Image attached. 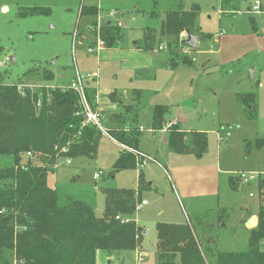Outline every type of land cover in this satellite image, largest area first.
Segmentation results:
<instances>
[{
	"label": "rangeland",
	"instance_id": "rangeland-1",
	"mask_svg": "<svg viewBox=\"0 0 264 264\" xmlns=\"http://www.w3.org/2000/svg\"><path fill=\"white\" fill-rule=\"evenodd\" d=\"M231 3L234 8L225 11L221 0H0V84L14 85L21 97H36L33 106L37 113L41 107L37 99L42 102L44 98L40 85L62 82L77 73L89 74L85 84L97 89L100 102L96 105L105 112L101 127L95 129L99 138L94 156H66L69 143L61 149L64 154H55L48 184L56 189L57 201H84L101 217L105 188L143 186L140 197L147 205L133 213L141 225L149 227L141 264H156V222L190 220L201 232L208 226L221 251L245 250L249 229L258 222L257 185L264 179V144L258 148L255 143L264 138V0ZM178 6L196 8L195 25L206 34L193 33L196 47L189 54L179 46L176 51L167 45L160 49L166 39L156 34L152 51L136 48L144 31L157 33L165 13ZM107 22L119 29L114 48H108L100 36ZM98 40L101 49H96ZM170 59L177 68L161 66ZM93 71L96 77L91 75ZM43 72H50L52 79L42 78ZM134 90L142 93L139 102ZM247 92L255 94L252 108L237 101V94ZM130 103L139 108L135 126L142 131L138 147L144 153L124 148L108 131L110 115L123 113L122 105ZM158 104L167 105L171 112L174 107L181 110V130L206 133V151L200 157L172 152L160 131L152 136L148 128L152 109ZM124 151L135 162L121 168L117 161ZM11 161L10 156L0 155V166ZM200 166L217 183L209 194L200 190L202 178L194 170ZM95 171L102 173L97 180L92 178ZM239 172L260 175L250 184L239 183L232 189L228 175ZM183 189L191 190L189 196H184ZM247 217L253 219L252 224L246 225ZM3 260L13 264L10 251L2 252L0 264ZM136 261L137 249L109 257L102 249L95 253L96 264Z\"/></svg>",
	"mask_w": 264,
	"mask_h": 264
},
{
	"label": "trees",
	"instance_id": "trees-1",
	"mask_svg": "<svg viewBox=\"0 0 264 264\" xmlns=\"http://www.w3.org/2000/svg\"><path fill=\"white\" fill-rule=\"evenodd\" d=\"M221 7L226 11L234 5L231 0H221ZM195 17V6L168 10L159 31L146 29L143 40L135 43L136 48L152 51L157 34L165 37V45L176 51L181 32L203 34L195 25ZM100 36L108 48H114L120 38L119 29L107 22L101 28ZM170 60L169 66L175 67L176 62ZM42 78L52 79V74L43 72ZM84 92L90 104L97 106L95 88L85 84ZM43 95L40 110L36 113L33 106L36 97L30 94L21 97L14 85L0 84V155L12 159L10 164L0 166V257L8 250L13 264H96L95 253L99 249L107 252L142 249L143 227L136 223L133 213L142 200L140 190L143 186L105 188L101 217L96 216L84 201L68 199L64 204L57 201L56 189L48 184V173L55 167V154H64L61 149L69 143L66 156H94L99 134L94 125H88L77 134L81 116L76 114L80 107L75 92L53 91L47 96L45 89ZM237 101L245 106L254 103L255 94H237ZM122 107L123 113L110 115L112 127L108 131L124 148L139 151L140 130L135 126L139 108L135 103ZM168 113L167 105H154L150 128L162 129L170 121ZM167 130V144L172 152H192L200 157L206 151L205 132H185L179 122ZM263 144L264 138L256 140V147ZM27 152L31 156L25 157ZM134 162V156L124 151L117 164L123 168L134 165ZM141 176L140 173L139 179ZM229 185L237 189V177L230 176ZM257 187L258 222L249 229L245 250H218L208 226L201 232L190 220L183 223L159 221L155 223L157 264H264V250L261 249L264 179ZM200 234L203 240H200ZM2 264L7 261L3 260Z\"/></svg>",
	"mask_w": 264,
	"mask_h": 264
},
{
	"label": "built area",
	"instance_id": "built-area-1",
	"mask_svg": "<svg viewBox=\"0 0 264 264\" xmlns=\"http://www.w3.org/2000/svg\"><path fill=\"white\" fill-rule=\"evenodd\" d=\"M254 9H257V6H254ZM186 32L187 31H183L179 35V47H182V50L185 48V50H183V52L189 54L191 52L192 48H190L189 46H187L184 43V40L187 38ZM165 48H166V45L160 46V49H165ZM96 49H101L100 40H98V44H97ZM88 51H92V48L89 47ZM2 66H3V63L0 60V67H2ZM91 75L96 77L97 73L94 72ZM86 78H89V74L84 75V74L77 73L75 75V77L73 79H71L69 82H55L53 84L44 83V84L39 86V87H43L41 89H44V90L47 89V96H50L51 92H53V91L72 90L73 92L76 93L77 98H78V104L80 107V110L76 114L81 116V121H80L78 131H77L78 135L81 134V130L83 128L87 127L88 125H94V126L100 128L101 127L100 121L103 118V114H102L101 110L97 106L93 107L90 104L89 100L86 98V95L84 92L85 81L88 80ZM96 99H97V97L95 94V101H96ZM37 103L40 104L41 100L37 99ZM177 119H178V113L175 112L174 117L165 125V127L168 128L171 125L175 124L176 122H178ZM229 135H230V133L227 132L226 136H229ZM27 155H30V152H27ZM145 159L146 158L142 159L139 162L140 169L144 168L143 164H144ZM69 162H70V160L67 159L66 163H69ZM101 174H102L101 171H95L92 175V178L94 180H97ZM236 177L241 184H249L250 182L258 179V175L256 174V172L255 173L254 172H239ZM249 194L251 195V193H249ZM144 204H146V201L141 200V202L137 205L136 209L140 208ZM116 218H118V217L116 216ZM122 222H127V220H122ZM148 230H149V227H143V235H145ZM144 256H145V254L140 251L138 253L137 261L135 264H139V262L143 260Z\"/></svg>",
	"mask_w": 264,
	"mask_h": 264
},
{
	"label": "crops",
	"instance_id": "crops-1",
	"mask_svg": "<svg viewBox=\"0 0 264 264\" xmlns=\"http://www.w3.org/2000/svg\"><path fill=\"white\" fill-rule=\"evenodd\" d=\"M215 41L217 40V38H215L214 39ZM160 62V61H159ZM161 66L162 67H164V68H167V69H175V68H177V65L175 66V67H170L169 66V64L168 63H164V61L161 63ZM140 71H144V69L143 70H140ZM97 73L96 71H93L92 73ZM136 75H138V74H136ZM75 77V76H74ZM74 77H71L70 79H67V80H64V81H62V82H69L71 79H73ZM95 88V87H94ZM134 91H137V90H134ZM133 91V92H134ZM135 94L136 93H138L137 94V102H139V96L142 94L141 92H140V95H139V92L137 91V92H134ZM95 94H96V97H97V99H96V102L99 104V97H98V91H97V89H95ZM106 102H108V98H107V100H106ZM104 103V102H103ZM98 107H99V105H98ZM102 108V107H101ZM100 107H99V109L101 110V112H102V114H103V116L105 115V112L101 109ZM175 112H177L178 113V118H179V126H180V128L182 129L183 127H182V125H181V123H182V120H181V110L180 109H177V107H174L173 108V111L171 112L170 111V109H169V113L167 114V119L168 120H171L173 117H174V113ZM138 113H139V111H138ZM149 130H151V132H152V136H154L155 135V132L156 131H160V132H162L163 133V137H164V139H165V141H166V143H167V135H168V131H167V129H166V127H164V128H162V129H159V130H153V129H151V128H148ZM183 130H184V128H183ZM141 130H140V134L139 135H141ZM118 143V142H117ZM122 146V145H121ZM138 150H140L139 149V147H138ZM141 151V150H140ZM142 153H144L143 151H141ZM194 170L196 171V174L198 175V176H200L202 179H201V188H200V190L201 191H204L205 190V192H207V194H209L210 192H211V190L214 188V187H216L217 186V183H215V182H213V181H211L210 180V175H208L207 174V171L205 170V168H204V166H200V167H195L194 168ZM227 174H228V172H230V171H225ZM257 174V173H256ZM258 175V177H259V175L260 174H257ZM230 176H232V175H228V182H229V177ZM218 176H216L215 175V178L214 179H216ZM236 177V176H235ZM197 179H198V177H196ZM253 182V181H252ZM239 181H238V186H239ZM251 183V182H250ZM249 183V184H250ZM241 184V183H240ZM243 185V184H242ZM190 191L191 190H189V191H186V192H184V189H183V191L182 192H184V196H189V194L187 193V192H189L190 193ZM143 200V199H142ZM144 205H147V203L146 204H144ZM143 206V205H142ZM141 206V207H142ZM140 207V208H141ZM250 217H247V219H249ZM134 220L136 221V223L139 225V226H143V225H141L137 220H136V218L134 217ZM144 227V226H143ZM147 233V232H146ZM145 236V235H144ZM144 240V239H143ZM155 240H156V238H155ZM155 240H154V243H153V245H154V249H155V255H156V264H157V253H156V246H155ZM147 249H145V247H144V244H143V242H142V249H137V257H138V253L141 251V252H143L144 254H146L147 253V251H146ZM122 250H120V251H109V252H107L106 251V254H107V256L109 257L110 256V254L111 253H118V252H121ZM145 257H146V255H145ZM143 262V261H142ZM141 262V263H142ZM109 263H110V261H109ZM141 263H139V264H141Z\"/></svg>",
	"mask_w": 264,
	"mask_h": 264
},
{
	"label": "water",
	"instance_id": "water-1",
	"mask_svg": "<svg viewBox=\"0 0 264 264\" xmlns=\"http://www.w3.org/2000/svg\"><path fill=\"white\" fill-rule=\"evenodd\" d=\"M186 33H187V38L184 40V43L190 48H195L198 43L196 36L190 32H186ZM249 72H250L249 76L252 77L253 75L252 70H250ZM252 223H253V219L251 218L247 219L246 225H250Z\"/></svg>",
	"mask_w": 264,
	"mask_h": 264
}]
</instances>
